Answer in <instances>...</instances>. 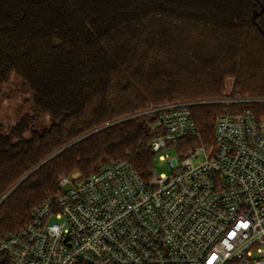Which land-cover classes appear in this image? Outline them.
I'll list each match as a JSON object with an SVG mask.
<instances>
[{
	"label": "trees",
	"instance_id": "1",
	"mask_svg": "<svg viewBox=\"0 0 264 264\" xmlns=\"http://www.w3.org/2000/svg\"><path fill=\"white\" fill-rule=\"evenodd\" d=\"M264 0H0V99L16 75L33 116L0 132V244L60 191L115 161L150 177L153 107L196 102L199 136L213 145L219 117L264 118ZM51 125L37 129L34 119ZM150 120V122H148ZM30 133L26 138L25 134ZM0 264H11L3 255Z\"/></svg>",
	"mask_w": 264,
	"mask_h": 264
},
{
	"label": "built area",
	"instance_id": "2",
	"mask_svg": "<svg viewBox=\"0 0 264 264\" xmlns=\"http://www.w3.org/2000/svg\"><path fill=\"white\" fill-rule=\"evenodd\" d=\"M229 90H232L229 89ZM225 103L264 102L238 99ZM196 102L148 109L151 149L172 173L126 161L63 176L32 222L0 244L11 264H264V118H218L214 144L162 155L199 136ZM178 148V147H177ZM55 221L50 222V220Z\"/></svg>",
	"mask_w": 264,
	"mask_h": 264
},
{
	"label": "rangeland",
	"instance_id": "3",
	"mask_svg": "<svg viewBox=\"0 0 264 264\" xmlns=\"http://www.w3.org/2000/svg\"><path fill=\"white\" fill-rule=\"evenodd\" d=\"M232 82L228 85L226 93H232ZM34 104V95L31 89L24 83L22 79L14 75L11 81L4 86L3 95L0 99V132L9 134L11 128L16 126L19 121L26 115H34L32 112ZM34 117V116H33ZM150 122V120H148ZM51 125V119L48 115H40L34 119L32 124L37 129H43ZM25 137H30V133H26ZM211 146V145H209ZM179 147V146H177ZM170 147L162 152V155H168L171 158L178 156V148ZM181 151L183 147L181 148ZM155 170L158 174L170 175L172 169L166 161L160 160L159 156L156 157ZM55 221L53 218L50 222Z\"/></svg>",
	"mask_w": 264,
	"mask_h": 264
},
{
	"label": "water",
	"instance_id": "4",
	"mask_svg": "<svg viewBox=\"0 0 264 264\" xmlns=\"http://www.w3.org/2000/svg\"><path fill=\"white\" fill-rule=\"evenodd\" d=\"M262 6V12L261 13H259V14H255V16L253 17V21H254V23L257 25V17L259 16V15H261L263 12H264V5L262 4L261 5ZM258 28H259V30L261 31V32H263L264 33V31H263V29L260 27V26H258Z\"/></svg>",
	"mask_w": 264,
	"mask_h": 264
}]
</instances>
